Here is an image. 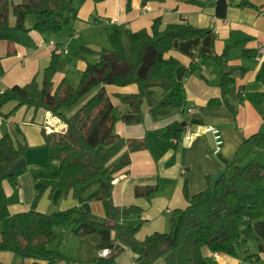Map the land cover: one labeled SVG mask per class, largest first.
Here are the masks:
<instances>
[{
	"label": "trees",
	"instance_id": "obj_1",
	"mask_svg": "<svg viewBox=\"0 0 264 264\" xmlns=\"http://www.w3.org/2000/svg\"><path fill=\"white\" fill-rule=\"evenodd\" d=\"M221 2L217 1L218 10L224 7ZM31 14L36 19L33 26L28 27L26 21ZM12 16L14 22L11 21ZM77 17L78 8L74 0H0V40L19 42L22 34L31 29L42 34H58ZM95 20L97 18L92 21ZM106 25L109 46L95 49L81 45L77 51L97 57L96 61L87 63L77 86H72L66 78L57 84L54 82L62 57L57 45L43 70L41 81L34 76L25 85L16 83L0 92V108L13 104L9 111H0L5 118L25 105L50 110L67 125L65 131L47 132L42 129L47 159L58 163V177L46 179L32 206L16 213L9 209L4 181L17 182L16 172L9 174V169L30 146L17 138L15 128L14 134L7 132L0 137V253L9 251L15 256L30 255L67 264L73 258L59 249L57 230L69 226L80 237L99 235L98 249L111 248L107 256L95 258L96 264H113L125 249L135 253V264H140V261L142 264H210L203 253L204 247L258 262L259 255L250 252L247 245L250 239H259L253 223L264 218V161L260 159L237 164L230 174L225 171L215 180L210 178L207 187L194 194H190L186 176L183 191L188 204L172 211L170 231H155L142 239L136 234L143 221L136 227L121 222L122 217L141 215L144 208L137 204H115L113 181L118 175L129 172L130 153L148 148L149 143L145 137L130 138L129 150L111 164L106 163L98 147L109 145L120 137L114 129L119 120L128 124L142 122L146 108L154 119H158L171 115L186 104L183 83L176 73L180 61L167 53L173 48L175 38L204 36L208 31L186 22L164 25L161 16L154 19L150 28L134 31L117 23ZM230 47L227 45L222 54L215 56L221 68V89L218 96L209 99V105L224 104L236 116L237 107L229 99L236 81L234 73L240 71L244 74L249 69L227 63ZM64 50L67 51L66 48ZM14 51V48L10 49L9 53ZM244 53L251 54L252 51L244 50ZM4 72L0 58V74ZM253 77L255 80L264 78V59ZM108 85H136L137 90L110 92ZM257 94L264 96V92ZM113 97L127 103L129 110L115 113ZM184 125V121L174 120L165 131H157V134L167 139L181 137ZM246 141L254 146H264V131L250 134ZM95 180L101 183L89 199L107 201V214L103 221L93 219L76 204L66 210L52 212L37 207L45 194L52 197L59 190L57 198L63 197ZM158 188V184H141L135 185L134 191L137 196L151 200ZM78 200L82 197L79 196ZM34 264L40 263L36 260Z\"/></svg>",
	"mask_w": 264,
	"mask_h": 264
},
{
	"label": "crops",
	"instance_id": "obj_2",
	"mask_svg": "<svg viewBox=\"0 0 264 264\" xmlns=\"http://www.w3.org/2000/svg\"><path fill=\"white\" fill-rule=\"evenodd\" d=\"M18 1L20 0H14ZM217 1L83 0L81 8L78 9V16L83 14L86 21L92 23L91 27L104 25L107 29L106 21L115 19L117 24L134 31L143 27L150 28L154 19L161 16L164 25L186 22L198 28H206L208 31L204 36L175 38L173 48L167 53L168 56L172 55L180 61L176 73L183 83L186 104L174 110L171 115L158 119H154L146 108L145 119L142 122L128 124L119 120L114 129L120 137L109 145L98 147L106 163L111 164L129 150L130 138L145 137L149 143L148 148L130 153L129 172L118 175L113 181L112 198L115 204H137L144 208L141 215L121 218V222L129 227H136L143 221L136 234L142 239L155 231H166L167 228H171L172 211L187 206L188 199L183 191L186 176L189 179L190 194H194L207 187L210 178L215 180L221 170L230 174L237 164H246L252 158L264 160V146H254L248 154L250 142L246 141L250 134L264 127V96L257 94L264 92V78L255 80L253 77L261 60L264 59V0H222L221 5L224 7L220 10L217 8ZM144 6L148 7L144 9ZM94 18L97 20L92 21ZM11 21L14 22L13 16ZM32 26L30 23L28 27ZM83 26L84 24L72 21L69 26L70 33L63 30L54 36L31 29L23 33L25 35L22 34L19 42L8 43L0 40V58L5 67V72L0 74V89L4 90L16 83L25 85L34 76L41 81L53 49L59 45L61 55L62 52H68L66 45L81 39L79 28L83 29ZM104 37L107 39V31ZM83 39L86 40V37ZM51 40L55 43L52 44ZM227 45H231L226 57L227 63L249 69V72L244 74L240 71L234 73L235 94L232 95L231 89L229 99L237 107L236 116L224 104L209 105V99L218 96L221 89V68L215 56L222 54ZM13 48L15 51L9 53ZM244 50H251L252 53L246 54ZM200 53L208 57H202ZM68 58L71 65L76 64L78 72L83 71L88 63L79 59L75 63ZM70 68L68 69V65L64 64L61 57L59 69L54 76L55 84L63 78L68 80ZM107 89L110 92L136 91L137 86L108 85ZM113 102L116 105L114 97ZM12 106L13 104L4 105L0 111H9ZM189 107L193 110L189 111ZM119 109L129 110L122 107ZM174 120L185 122L181 137L167 139L157 134V131H165L168 124ZM208 125L216 126L222 131L224 141L219 152H214L215 139L212 132L206 129ZM188 127L190 136L184 139L183 134ZM14 128L18 133L17 138L26 141L30 147L23 156L25 165L16 170L17 182L4 181L12 213L29 209L44 181L58 177V163L49 161L45 154L43 156V149L46 147L42 129L47 132L65 131L67 125L50 110L24 105L7 118L0 112V137L7 132L14 134ZM149 132H155L157 138H149ZM32 148L38 151L30 152ZM100 183V180H95L82 186L78 191H70L63 197L57 198L59 190L55 191L52 197L45 194L39 199L37 207L52 212L66 210L76 204L93 219L103 221L106 219L107 201L89 199V195ZM141 184H158L159 188L151 200L135 194V185ZM79 196L82 200H78ZM253 228L259 239H250L247 246L250 252L259 255L258 262L223 252L215 255L209 248L204 247L203 253L209 263L264 264V218L255 220ZM57 233L59 249L64 255L73 258L67 264H96L95 258L99 255L97 248L99 235L80 237L69 226L58 228ZM134 258L135 253L125 249L113 264H135ZM36 260L40 264H65L64 261L37 259L30 255L15 256L9 251L0 253V264H34Z\"/></svg>",
	"mask_w": 264,
	"mask_h": 264
},
{
	"label": "rangeland",
	"instance_id": "obj_3",
	"mask_svg": "<svg viewBox=\"0 0 264 264\" xmlns=\"http://www.w3.org/2000/svg\"><path fill=\"white\" fill-rule=\"evenodd\" d=\"M82 4H83V2H81L80 0H74V5L78 9L81 8ZM35 19H36L35 15H33V14L29 15L27 17V21H26L27 26H29L30 23H32V25H33L35 23ZM74 21H76L77 24H84L83 29L79 28V34L81 35V39L74 41L72 44L68 43L66 45L68 48V52H62V60H63L64 64L68 65V69L71 66V68L69 70V76H68L69 77L68 78L69 83L72 86H77L79 81H80L82 71L78 72V67L76 66V64L71 65V61L69 60L68 57H70L72 59V61L75 63L77 62L78 59L85 61V62L96 61L97 60L96 56L89 54L85 51H83L81 53H77V51H79L80 46L81 45H89L91 47L101 48V47L109 46V43H108V40L104 37L105 32L107 31V29H105L106 27L104 25H101V26L97 25V26L91 27L90 24H92V23H88L83 14L79 15V17H77ZM64 30L67 31V33H70L69 27H65ZM50 34H53L54 36L56 35L54 33H50ZM23 35H25V34H23ZM84 37H86V40L83 39ZM59 78L60 77H57V79H59ZM233 94H235V86L234 85L232 86V95ZM114 100L116 101V105L114 107L115 113L118 114L120 112L119 107H122L124 109L130 108V106L127 103H122V102L118 101L116 98H114ZM262 130L264 131V127ZM149 138H151V139L157 138V137H155V132H149ZM249 148L250 149H248V151H249L248 154H250V152H251L250 150L254 149V145L249 143ZM43 150H44L43 156H44V154L47 156L46 148H44ZM32 151H38V149L32 148V149H30V152H32ZM40 156L41 155L39 153V157ZM258 157L260 158L261 155H258ZM262 161H264V160H262ZM1 228H2V224L0 222V232H1ZM170 230H171V228H167L166 231H170ZM139 263L142 264L141 261Z\"/></svg>",
	"mask_w": 264,
	"mask_h": 264
},
{
	"label": "built area",
	"instance_id": "obj_4",
	"mask_svg": "<svg viewBox=\"0 0 264 264\" xmlns=\"http://www.w3.org/2000/svg\"><path fill=\"white\" fill-rule=\"evenodd\" d=\"M148 6H144V9L147 8ZM106 23L108 24H115L116 23V20L115 19H111L109 21H106ZM78 34H75V36H77ZM52 44H54L55 42L53 40L50 41ZM261 49L263 50V46L261 47ZM258 58H260L258 56ZM185 79H187V77H185ZM3 91L2 89H0V92ZM190 110H193L192 107H189V111ZM207 130H210L214 136V139H215V146H214V152H219L221 147H222V144H223V134H222V131L220 128L216 127V126H210L208 125ZM190 136V128L188 127L186 132H184L183 134V138L184 139H188ZM111 252V248L110 247H104L102 249L99 250V255L101 256H107L109 253ZM215 255H218V252H214Z\"/></svg>",
	"mask_w": 264,
	"mask_h": 264
},
{
	"label": "water",
	"instance_id": "obj_5",
	"mask_svg": "<svg viewBox=\"0 0 264 264\" xmlns=\"http://www.w3.org/2000/svg\"><path fill=\"white\" fill-rule=\"evenodd\" d=\"M24 162H25V158H24L23 156L20 157L18 160H16V161L13 163V165L10 167V169H9V174L15 173L16 170H17V168L21 167V166L24 164ZM223 172H224V171L221 170V171L216 175L215 178H216V179L219 178V177L222 175Z\"/></svg>",
	"mask_w": 264,
	"mask_h": 264
},
{
	"label": "clouds",
	"instance_id": "obj_6",
	"mask_svg": "<svg viewBox=\"0 0 264 264\" xmlns=\"http://www.w3.org/2000/svg\"><path fill=\"white\" fill-rule=\"evenodd\" d=\"M100 250V249H99Z\"/></svg>",
	"mask_w": 264,
	"mask_h": 264
}]
</instances>
